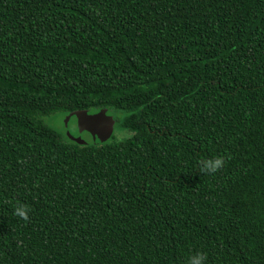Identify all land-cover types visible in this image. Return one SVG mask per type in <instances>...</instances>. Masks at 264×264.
Returning <instances> with one entry per match:
<instances>
[{
  "label": "trees",
  "instance_id": "obj_1",
  "mask_svg": "<svg viewBox=\"0 0 264 264\" xmlns=\"http://www.w3.org/2000/svg\"><path fill=\"white\" fill-rule=\"evenodd\" d=\"M100 109L104 141L45 120ZM196 251L264 264V0H0V264Z\"/></svg>",
  "mask_w": 264,
  "mask_h": 264
},
{
  "label": "water",
  "instance_id": "obj_2",
  "mask_svg": "<svg viewBox=\"0 0 264 264\" xmlns=\"http://www.w3.org/2000/svg\"><path fill=\"white\" fill-rule=\"evenodd\" d=\"M106 112V109H100L94 113L87 110L69 113L63 122L67 138L79 144L89 143V138L94 142L96 136L98 141H104L110 136L114 122L113 117Z\"/></svg>",
  "mask_w": 264,
  "mask_h": 264
},
{
  "label": "clouds",
  "instance_id": "obj_3",
  "mask_svg": "<svg viewBox=\"0 0 264 264\" xmlns=\"http://www.w3.org/2000/svg\"><path fill=\"white\" fill-rule=\"evenodd\" d=\"M226 159L223 155H217L212 158H206L199 162L200 170L205 173L214 174L218 170L224 167ZM32 209L28 203L22 201H16L13 204V215L19 220L28 221L30 219V213ZM207 253L202 251H196L195 253H190L185 264H206Z\"/></svg>",
  "mask_w": 264,
  "mask_h": 264
},
{
  "label": "rangeland",
  "instance_id": "obj_4",
  "mask_svg": "<svg viewBox=\"0 0 264 264\" xmlns=\"http://www.w3.org/2000/svg\"><path fill=\"white\" fill-rule=\"evenodd\" d=\"M110 115H114L113 113H111ZM65 118V117H64ZM64 118L63 117H60V116H49L47 117L45 120H46V123L48 125H51L52 127H54L56 130H58L59 132L61 133H66V128L64 127ZM112 127V125H111ZM113 133H114V136L116 138H123V137H127L126 136V133L127 131L126 130H123V129H120L118 127H116L115 125V128H113ZM96 140H99L98 139V136H96L95 138V141Z\"/></svg>",
  "mask_w": 264,
  "mask_h": 264
}]
</instances>
